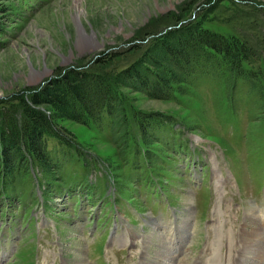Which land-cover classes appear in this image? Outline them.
<instances>
[{
    "label": "rangeland",
    "instance_id": "rangeland-1",
    "mask_svg": "<svg viewBox=\"0 0 264 264\" xmlns=\"http://www.w3.org/2000/svg\"><path fill=\"white\" fill-rule=\"evenodd\" d=\"M194 25L248 61L197 52L152 68L169 99L118 85L125 119L53 117L68 145L47 138L52 167L0 165V264H234L244 233L264 234V0H0V108L71 68L159 59Z\"/></svg>",
    "mask_w": 264,
    "mask_h": 264
},
{
    "label": "trees",
    "instance_id": "trees-1",
    "mask_svg": "<svg viewBox=\"0 0 264 264\" xmlns=\"http://www.w3.org/2000/svg\"><path fill=\"white\" fill-rule=\"evenodd\" d=\"M167 35L160 42L159 59L151 56L143 63L135 62L116 72L71 68L26 96L17 98V104L0 108V165L12 173L10 169H15L16 163L19 167V161L27 152L50 166L47 138L54 137L68 145L56 128L53 117L81 124L99 121L103 117L125 119L118 85H129L153 98H171L173 82L152 70L162 67L163 63L183 70V65L189 64L190 58L197 52L209 56L219 54L232 69L248 61L250 50L244 42L228 40L202 26L172 30ZM46 109L52 114H48Z\"/></svg>",
    "mask_w": 264,
    "mask_h": 264
},
{
    "label": "bare ground",
    "instance_id": "bare-ground-1",
    "mask_svg": "<svg viewBox=\"0 0 264 264\" xmlns=\"http://www.w3.org/2000/svg\"><path fill=\"white\" fill-rule=\"evenodd\" d=\"M249 237H254L255 241L253 239L251 241H254V242H249L248 241L250 240ZM243 239H245L244 240L245 243L242 245L241 249L237 250L236 252L237 254L234 253L235 254L234 256L232 254L231 259L233 263L234 264H247V262H249L247 260L248 255L253 254L252 257L255 258V260H257L255 264H260V263L264 264V234H263V231L256 228V229H253L252 232H247V233L245 232L243 235ZM183 247L184 245L181 244L180 247L178 246L176 248V250L178 252L181 251L182 253L184 249ZM162 254L163 252L162 253L160 252L158 255L162 256Z\"/></svg>",
    "mask_w": 264,
    "mask_h": 264
}]
</instances>
